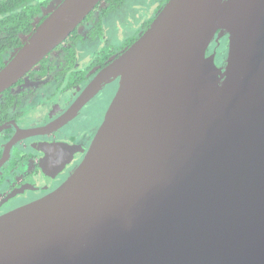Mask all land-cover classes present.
<instances>
[{
  "label": "water",
  "instance_id": "obj_1",
  "mask_svg": "<svg viewBox=\"0 0 264 264\" xmlns=\"http://www.w3.org/2000/svg\"><path fill=\"white\" fill-rule=\"evenodd\" d=\"M101 1L60 0L0 93ZM218 30L225 65L207 54ZM116 78L75 170L0 216V264H264V0H166L66 116Z\"/></svg>",
  "mask_w": 264,
  "mask_h": 264
},
{
  "label": "flooded vegetation",
  "instance_id": "obj_2",
  "mask_svg": "<svg viewBox=\"0 0 264 264\" xmlns=\"http://www.w3.org/2000/svg\"><path fill=\"white\" fill-rule=\"evenodd\" d=\"M53 8L52 6L47 7L43 14L47 15ZM160 8L157 9V12ZM94 13H97V10ZM83 24L86 27L84 32L78 30L77 27V32L82 35V38L76 43V56L80 41L85 37L89 38L87 32L91 24L87 22ZM147 26L148 24H145L142 27L139 35ZM219 35L226 41L228 34H222V30H218L215 36ZM136 38H133V41ZM215 41H219V38L214 39L211 44ZM219 43L220 41L217 45ZM105 46L111 51V54L109 53L104 63L97 64L96 67H92L85 73H78L82 68H78L77 58L73 70L60 69L63 63L62 55H60L63 45L60 44L50 52L49 59L52 58V67L54 66L52 71H45L41 73L42 75L37 74L34 69L38 67V63L24 77L8 88L16 101L11 108H8V111L5 110L6 117L0 119V216L38 200L55 190L84 158L116 92L118 78L101 83L95 94L77 110L74 116L67 117L66 114L98 70L127 47L114 52L109 45ZM217 48L215 45L209 46L207 54L215 51L218 64L225 65V57L219 55L220 52ZM72 73L78 75L73 83L77 85L74 88L70 81ZM106 89L111 93V98L99 115L87 120L88 105ZM33 111H36V115L31 114ZM4 115L2 114V116ZM31 129L32 131L36 130L37 133L26 132Z\"/></svg>",
  "mask_w": 264,
  "mask_h": 264
},
{
  "label": "trees",
  "instance_id": "obj_3",
  "mask_svg": "<svg viewBox=\"0 0 264 264\" xmlns=\"http://www.w3.org/2000/svg\"><path fill=\"white\" fill-rule=\"evenodd\" d=\"M60 0H0V67H2L7 59L12 55V52L16 50L23 42V40L31 33L33 27L38 23L46 14H43L44 9L47 7L52 8ZM125 0H102L96 8L91 11L82 23H90L91 27L87 32L89 38L102 37V22L103 19L111 12L120 8ZM159 8L166 0H160ZM97 10V13L94 11ZM97 14V16H96ZM151 20V19H150ZM149 20V21H150ZM148 21V22H149ZM146 24H149V23ZM82 38L77 32V28L69 35V37L61 44L62 66L60 69L64 71L73 70L76 64V43ZM220 41L219 45L217 43ZM219 41L213 42L219 50L220 54L226 52V41L219 38ZM133 39L126 41L123 47L128 46ZM121 47V48H123ZM120 48V49H121ZM111 51L105 46L103 49L94 54L92 59L80 69L78 73H85L92 67H96L97 64H103L107 59ZM113 52V51H112ZM111 54V53H110ZM51 53L45 56L37 65L38 67L34 71L42 75L45 71H52V58ZM221 57V56H220ZM77 74L72 73L71 83L72 88L76 87L73 83L77 79ZM10 89L0 93V119L5 118V110L11 108L16 98L9 92ZM2 114L4 116H2Z\"/></svg>",
  "mask_w": 264,
  "mask_h": 264
},
{
  "label": "rangeland",
  "instance_id": "obj_4",
  "mask_svg": "<svg viewBox=\"0 0 264 264\" xmlns=\"http://www.w3.org/2000/svg\"><path fill=\"white\" fill-rule=\"evenodd\" d=\"M160 2V0H125L120 8L109 13L104 18L102 22V37L96 39L85 37L80 41L77 55L78 68H83L92 59L94 54L103 49L106 44L116 52L124 46L127 40L138 37L142 27L157 12ZM85 29L86 27L83 23L78 26V30L81 32H84ZM223 53L222 55H225V52ZM110 98L111 93L109 90L102 91L88 105L86 109L87 120H90L97 114L99 115ZM31 114L36 115V111H33Z\"/></svg>",
  "mask_w": 264,
  "mask_h": 264
}]
</instances>
